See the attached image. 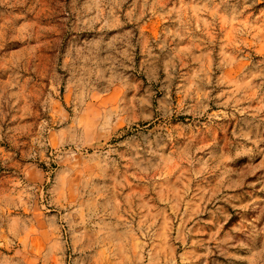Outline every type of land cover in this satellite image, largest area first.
<instances>
[{
    "label": "clouds",
    "instance_id": "obj_1",
    "mask_svg": "<svg viewBox=\"0 0 264 264\" xmlns=\"http://www.w3.org/2000/svg\"><path fill=\"white\" fill-rule=\"evenodd\" d=\"M261 170L264 0H0V264H264Z\"/></svg>",
    "mask_w": 264,
    "mask_h": 264
},
{
    "label": "rangeland",
    "instance_id": "obj_2",
    "mask_svg": "<svg viewBox=\"0 0 264 264\" xmlns=\"http://www.w3.org/2000/svg\"><path fill=\"white\" fill-rule=\"evenodd\" d=\"M262 172H264V170L258 171L255 175L247 177L242 186L227 190V194L231 196L234 192H244L247 190V192L251 193L252 196H264V175H262ZM217 203L218 205H222L223 208H221L219 211L214 210L213 212H204L196 218L198 221H200V223L208 220L212 221L211 224L205 225V239H207L209 231H215L217 227H220L221 232H223L227 230L229 225H231L234 220L238 219V212L240 210L229 204H226V202L223 200H220ZM208 208L213 209V205L209 204ZM224 209L227 210V215H225ZM213 216H215V219H213ZM199 226L200 224L196 225V227Z\"/></svg>",
    "mask_w": 264,
    "mask_h": 264
}]
</instances>
